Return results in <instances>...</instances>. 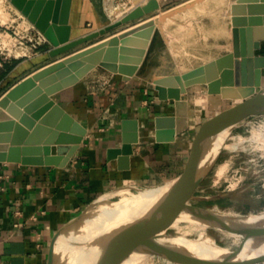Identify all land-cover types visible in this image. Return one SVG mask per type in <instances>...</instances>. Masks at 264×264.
Returning <instances> with one entry per match:
<instances>
[{
  "label": "water",
  "instance_id": "water-1",
  "mask_svg": "<svg viewBox=\"0 0 264 264\" xmlns=\"http://www.w3.org/2000/svg\"><path fill=\"white\" fill-rule=\"evenodd\" d=\"M10 1L47 38L50 44L47 53L52 59L30 70L0 92V161L64 166L79 148L86 127L57 103L53 94L74 84L96 67L121 73L124 79L141 74L145 71L143 66L150 53H158L166 47L168 39L163 35L161 21L202 0H182L171 6L162 5L158 0H147L136 4L122 17L75 37L70 36L72 0ZM155 15L158 16L156 20L152 18ZM229 23L230 49L182 72L173 68L151 77L157 97L170 99L173 104L172 114L154 117L153 136L156 141L174 140L178 132L188 127V98L195 84L208 93H221L227 98L234 95L233 91L240 94L239 90L244 87L260 85L264 76V0H232L229 2ZM246 92L241 100L231 102L206 120L193 141L189 161L173 178L172 187L160 203L118 238L106 243L93 264H121L132 252H161L168 257L197 264L264 261V251L241 255V245L214 257H202L160 241L164 235L173 233L169 229L181 211H188L193 217L208 223L234 222L246 239L252 238V232L263 223V219L255 223L242 220L251 213H234L226 208H212L193 202L210 197L196 194V190L226 139H220L222 144L215 152L213 147L217 136L229 129L228 136L237 124L251 114H264V87ZM120 128V144L107 147L106 156L107 159L116 158L121 167H127L134 144L139 141L138 119L124 117ZM47 130H52L49 137L33 140L36 132ZM52 144L55 145L54 153ZM26 150L44 153L31 158L24 155ZM231 192L223 190L215 197L227 196ZM98 197L56 228L48 241L44 264H57L56 237L75 228Z\"/></svg>",
  "mask_w": 264,
  "mask_h": 264
},
{
  "label": "crops",
  "instance_id": "crops-1",
  "mask_svg": "<svg viewBox=\"0 0 264 264\" xmlns=\"http://www.w3.org/2000/svg\"><path fill=\"white\" fill-rule=\"evenodd\" d=\"M177 1L166 0L165 6ZM95 3L96 0L71 1V37L106 23L97 16ZM170 43L166 41L168 46ZM213 48L200 63L227 51L229 46L214 44ZM156 54L150 53L143 66L145 71L139 75L124 79L121 73L96 67L53 94L54 100L86 127L79 148L66 165L0 161L4 184V189H0V264H44L52 233L94 197L122 184L156 177L166 179L186 166L193 137L187 132L196 122L192 118L194 111L189 112L188 127L178 132L174 140L156 141L153 136L154 117L173 113L172 101L159 99L151 82L154 74L172 71L166 65L171 57L161 51L160 57ZM50 59L45 51L31 59L16 60L7 72L1 71L0 85L6 83L5 89ZM103 78H108L109 83L101 87ZM124 117L137 118L139 129V141L134 144L127 167L106 156L107 147L120 144V122ZM51 133L52 130L38 131L33 140L46 139ZM52 145L54 153L55 145ZM43 153L26 150L24 155L34 158ZM181 264L197 263L182 261ZM252 264H264V261Z\"/></svg>",
  "mask_w": 264,
  "mask_h": 264
},
{
  "label": "rangeland",
  "instance_id": "rangeland-1",
  "mask_svg": "<svg viewBox=\"0 0 264 264\" xmlns=\"http://www.w3.org/2000/svg\"><path fill=\"white\" fill-rule=\"evenodd\" d=\"M130 1L105 0L104 2L103 0H96L94 9L97 16H100L103 21L107 22L109 19L107 16V6L125 2L129 3ZM179 1L182 0H178L177 2ZM231 1L202 0L187 8L184 13L179 12L172 17L167 16L161 21L163 35L171 42L169 46L166 44V47L160 50L167 57H171L166 61L167 70H172L173 68L183 70L192 65L199 64L203 60V57L214 49V44H221L223 47L229 46V49L231 48L228 30L229 2ZM165 4L166 2L162 5ZM156 57H160L158 53ZM16 60L17 58H11L5 62L0 69V74L1 71L7 72ZM1 77L2 75H0ZM260 85L261 88L264 87V79H262ZM5 86L6 83L0 85V92ZM249 89L251 88L244 87L242 91H239L240 94L238 96L232 95L227 98L222 97L221 93H208L201 89L198 84L192 86L188 98V108L194 111L192 112V118L196 119V122L194 121L192 128L187 132L193 136L189 143V156L193 148V141L196 139L206 120L220 109L227 107L231 102L241 100L243 94H246V91ZM249 94L247 93V95ZM259 132L264 133L263 113L251 114L245 117L231 130L213 165L196 190V194L210 197L193 202L212 208H226L234 213H252L264 209V154H262V150L258 145L256 146L254 142L249 141L253 135H259ZM180 172L171 173L166 179L156 177L150 180H139L132 184H122L101 193L99 196L102 195L108 199L115 200L118 198L116 191L122 188L133 185L137 187L162 185L175 178ZM223 190H231L232 192L227 196L215 197L216 193ZM99 204L100 199L98 197L96 203L90 207L88 214L98 208ZM182 215L185 219L189 220L175 222L170 227V232L174 233L179 229L191 237L202 238L222 245L229 243L227 246L231 248L237 246L231 243V238L224 230L216 228L222 222L208 223L201 221L193 217L188 211H184ZM74 229H77V227ZM242 236L245 238L244 233ZM168 256L164 253L161 254V252H152L141 264L182 263V260Z\"/></svg>",
  "mask_w": 264,
  "mask_h": 264
},
{
  "label": "bare ground",
  "instance_id": "bare-ground-1",
  "mask_svg": "<svg viewBox=\"0 0 264 264\" xmlns=\"http://www.w3.org/2000/svg\"><path fill=\"white\" fill-rule=\"evenodd\" d=\"M136 4H138V0H136L125 12H122L121 9L113 10L112 7H108L107 12L114 13L116 18H120L131 11ZM157 17L158 16L155 15L152 18L158 19ZM230 27L231 24L229 23V33L231 32ZM260 88L261 85H254L250 90H258ZM234 92V96H238V92ZM228 132L229 129H225L217 136L213 151L216 152L218 147L222 144L221 140L226 138ZM249 141L254 142L256 146L258 145L262 150V154H264L263 132H259V135H253ZM173 183L174 179L157 186L137 187L133 185V187L122 188L116 191L118 198L115 200L108 199L102 195L99 196L100 204L98 208L94 209L90 214H86L77 224V229L73 228L67 232H61L56 237L54 249L55 253L58 254L57 264H93L102 247L109 241L118 238L133 224L150 213L151 210L160 203L163 196L167 194ZM183 212L184 211L178 213L173 224L180 220H189L183 217ZM262 219L263 223L258 226V229L252 232V238L250 239L243 238V232L234 222H222L218 224L216 228L224 230L231 238V243L242 246L241 255H246L247 253L255 255L264 251V209L248 214L242 219L246 223H255ZM160 241L168 245L184 248L202 257H214L219 253L227 252L231 249V247L227 246L229 243L227 245L216 244L202 238L188 236L179 229L174 233L164 235L160 238ZM151 253L152 252H132L121 264H141Z\"/></svg>",
  "mask_w": 264,
  "mask_h": 264
},
{
  "label": "built area",
  "instance_id": "built-area-1",
  "mask_svg": "<svg viewBox=\"0 0 264 264\" xmlns=\"http://www.w3.org/2000/svg\"><path fill=\"white\" fill-rule=\"evenodd\" d=\"M103 1L105 2V0ZM135 1L131 0L129 3L111 6L113 10L121 9L122 12H125ZM145 1L147 0H138V3ZM158 1L161 4L166 2V0ZM111 6H107V8ZM107 16L108 21L116 19L114 13H107ZM49 47L50 44L44 34L10 0H0V69L11 58L31 59L47 51ZM108 83L109 79L103 78L100 85L103 87ZM2 177L3 175L0 174L1 190L4 189Z\"/></svg>",
  "mask_w": 264,
  "mask_h": 264
}]
</instances>
